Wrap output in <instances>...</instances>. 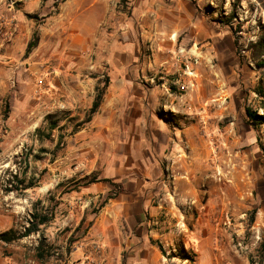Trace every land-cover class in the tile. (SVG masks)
I'll list each match as a JSON object with an SVG mask.
<instances>
[{"label":"rangeland","instance_id":"374dc122","mask_svg":"<svg viewBox=\"0 0 264 264\" xmlns=\"http://www.w3.org/2000/svg\"><path fill=\"white\" fill-rule=\"evenodd\" d=\"M65 1L0 0V37L18 11L33 20L38 37L42 26L50 31L44 14ZM192 1L203 19L202 40H182L174 31L175 40L149 42L141 52L131 40H91L84 64H74L90 76L95 65L105 70L103 87L109 69L138 66L144 54L155 60L140 71L142 85L168 89L158 97L160 115L174 133L164 140L168 149L148 189H133L127 181L143 174L117 173L110 166L120 157L106 139L118 130L117 139L123 134L120 118L110 119L108 130L97 115L81 126L64 118L62 129L52 131L46 122L54 113L49 77L42 65L23 62L26 50H17L20 61L12 65L6 59L9 41H0V233L24 232L36 210L55 213L44 229L54 252L49 261L37 258L41 236L34 234L0 242V264H134L149 246L142 234L161 227L166 236L158 244L166 254L158 247L160 259L151 264H264V71L249 48L264 33V0ZM131 4L119 3L126 12ZM88 118L89 113L83 120ZM105 178L116 186L99 182ZM120 190L151 198L152 206L163 204L159 224L141 225L138 217L153 222L154 216L145 207L140 214L138 205L120 203ZM181 253L195 261L182 260Z\"/></svg>","mask_w":264,"mask_h":264},{"label":"crops","instance_id":"0c3cea01","mask_svg":"<svg viewBox=\"0 0 264 264\" xmlns=\"http://www.w3.org/2000/svg\"><path fill=\"white\" fill-rule=\"evenodd\" d=\"M120 1L66 0L58 8L44 14L50 16L47 26L50 31L42 26L41 32L38 31V46L29 54H27L28 44L37 28L33 20L23 19L20 11L13 16L17 22L8 21L6 33L0 37V41H9L6 46V59L10 60L12 65L20 61L17 50H26L28 57L23 62L32 61L31 63L35 64L34 68H37L38 64L42 65L44 78L49 77L47 82L50 84L54 113H66L65 121L76 124L84 122L83 117L87 113L90 114L96 98L95 94L98 88L102 87L101 79L106 76L105 70H101L96 65L92 67L94 68L92 76L87 72L88 70L74 69L75 61L84 64L83 56L91 40H131L134 42L132 45L140 52L149 42L156 44L159 41L175 40L171 38L174 31L182 34V40H202L203 19L200 8L192 0H132L130 12L122 10ZM8 10L11 11L12 8ZM128 49L131 48L126 50ZM144 56V63L138 66L121 63L120 67L109 69L107 72L110 78L109 86L102 105L95 114L107 130L110 128L107 126L110 124V119L120 118V130H125L120 138L117 139L119 130L115 137L112 135L116 133L110 134L108 138L107 134L104 136L110 147L118 150L117 158L120 157L117 159L118 162L114 161L110 166H114L117 173H126L130 176L143 174V177L137 175L132 179L128 177L127 180L132 183L133 189L138 190L154 186L150 174L160 170L159 159L168 149V144L167 142L164 144V140L171 139L174 133L168 125H165V118L160 115L162 100L158 97L165 94L168 89L164 84L152 88L142 85L144 76L141 77L140 71L144 73L145 68L152 67L155 62L145 54ZM124 58L128 59L127 53ZM151 81L153 82V79ZM61 105L65 110L60 109ZM181 132H175V135ZM118 141L121 142L120 145ZM110 171L114 170L110 169ZM147 174L150 178H146ZM127 181L123 182V185H126ZM101 183L109 187L108 183ZM125 195L132 196V199H125L123 197ZM120 197H122L120 203L123 205L130 207L138 205L140 214L145 207L148 213L154 216L153 222L150 220L148 222V218L143 219V215L138 217L139 221H144L141 225L146 222L149 226L159 224V209L163 204L152 206L151 198L133 197V193L125 190L121 192ZM164 209L167 211V206ZM161 231L163 232L162 227L142 234L148 240L149 246L146 252L137 253L141 257L132 263L151 264L153 260L160 259L161 250L158 249V241L162 242L159 239L166 236V233H160ZM134 233L140 238L139 243L144 244L141 234L137 231Z\"/></svg>","mask_w":264,"mask_h":264},{"label":"trees","instance_id":"16d2710c","mask_svg":"<svg viewBox=\"0 0 264 264\" xmlns=\"http://www.w3.org/2000/svg\"><path fill=\"white\" fill-rule=\"evenodd\" d=\"M38 43H39V38L37 36V33H35L33 39L28 44L27 54L31 53L38 46ZM249 48L251 51L252 60L255 63L256 67L258 68L259 71H264V33L258 37L256 42L250 43ZM108 86H109V79L105 81V84L103 85L102 88H98L94 104L89 114V118L88 120L82 122L81 124L79 123L80 126L85 125L86 123H89L92 120V117L96 113H98L102 105V102H103ZM65 115L66 113L48 114L46 116V122L49 124V128L52 131L56 129H62V126L60 125H61L62 120L66 118ZM248 115L256 121L255 125L259 123L261 124V122H258L259 118L256 116V114H251L248 111ZM37 132H40V130L37 129ZM47 137L50 138L51 134H48ZM89 178L90 176H86L81 180V182H86ZM99 182H105L110 185L116 186V183L113 180L108 179V178L101 179L99 180ZM90 183H95V182H90ZM34 188H36L35 185H32V186L27 187L26 189H34ZM120 192H122V190H120L119 193ZM115 197H117V194ZM54 215H55L54 211L50 213H47V212L40 213L36 210L32 212V214L30 215L31 218L28 220L29 224L27 227L24 228V232L17 231L14 228L7 230L5 232H2L0 233V242L6 243V244H12L24 238H28L34 234H40L41 239L37 247L36 256L41 261H49L54 256V252L52 251L53 246L51 244H48L47 238L44 235V229L53 221L55 217ZM159 248L162 253L166 254L162 245H159ZM67 253H69V249H67ZM179 255H180V258L184 261L186 260L195 261L188 253H181Z\"/></svg>","mask_w":264,"mask_h":264},{"label":"built area","instance_id":"2783aa9c","mask_svg":"<svg viewBox=\"0 0 264 264\" xmlns=\"http://www.w3.org/2000/svg\"><path fill=\"white\" fill-rule=\"evenodd\" d=\"M64 108H65L64 106H62V105L60 106V109H64Z\"/></svg>","mask_w":264,"mask_h":264}]
</instances>
